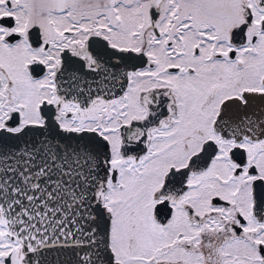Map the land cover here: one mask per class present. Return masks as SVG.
I'll return each instance as SVG.
<instances>
[{
	"label": "snow or ice",
	"instance_id": "snow-or-ice-1",
	"mask_svg": "<svg viewBox=\"0 0 264 264\" xmlns=\"http://www.w3.org/2000/svg\"><path fill=\"white\" fill-rule=\"evenodd\" d=\"M0 264H264V0H0Z\"/></svg>",
	"mask_w": 264,
	"mask_h": 264
}]
</instances>
